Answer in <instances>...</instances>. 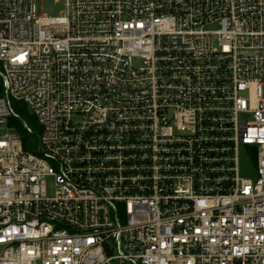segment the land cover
Returning a JSON list of instances; mask_svg holds the SVG:
<instances>
[{
    "label": "built area",
    "instance_id": "1",
    "mask_svg": "<svg viewBox=\"0 0 264 264\" xmlns=\"http://www.w3.org/2000/svg\"><path fill=\"white\" fill-rule=\"evenodd\" d=\"M56 1L0 0V264H264V0Z\"/></svg>",
    "mask_w": 264,
    "mask_h": 264
},
{
    "label": "trees",
    "instance_id": "2",
    "mask_svg": "<svg viewBox=\"0 0 264 264\" xmlns=\"http://www.w3.org/2000/svg\"><path fill=\"white\" fill-rule=\"evenodd\" d=\"M16 109L21 113L24 119H26L29 124L33 127V132H28L23 126L21 120L12 119L11 124H14L17 127L18 132L20 133L24 149L36 153L38 151L39 145V135L41 132V127L37 118L29 113L27 106L20 102L14 101Z\"/></svg>",
    "mask_w": 264,
    "mask_h": 264
},
{
    "label": "rangeland",
    "instance_id": "3",
    "mask_svg": "<svg viewBox=\"0 0 264 264\" xmlns=\"http://www.w3.org/2000/svg\"><path fill=\"white\" fill-rule=\"evenodd\" d=\"M42 1V11L48 15H59L63 10V4L57 2L56 0H41ZM23 103V102H22ZM243 168L248 172L255 171V163L250 159H245L243 162Z\"/></svg>",
    "mask_w": 264,
    "mask_h": 264
}]
</instances>
